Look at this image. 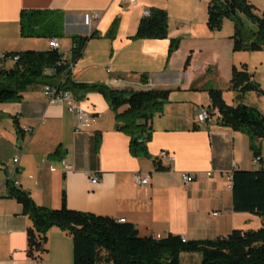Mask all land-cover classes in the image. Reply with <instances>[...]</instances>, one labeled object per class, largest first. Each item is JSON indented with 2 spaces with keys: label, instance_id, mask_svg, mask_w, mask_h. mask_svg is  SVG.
Listing matches in <instances>:
<instances>
[{
  "label": "crops",
  "instance_id": "1",
  "mask_svg": "<svg viewBox=\"0 0 264 264\" xmlns=\"http://www.w3.org/2000/svg\"><path fill=\"white\" fill-rule=\"evenodd\" d=\"M247 1L259 7L256 0ZM210 2L0 0V54L50 50V37L21 34V13L61 12L65 19L59 51L65 60L71 59L74 36L98 34L73 64L74 81L127 92L170 91L163 112L150 122L149 156L131 154L130 137L117 130L116 112L97 91L78 100L96 115L79 132H75L76 122L66 104L44 95L45 84L29 87L20 101L0 103V264L74 263L73 239L58 227L49 230L41 257H28L31 220L23 214L22 205L8 197L9 180L38 205L60 208L65 192L69 209L125 219L140 236L172 234L189 241L207 240L262 227V216L234 210L233 182L228 180L231 171L260 169L253 161L250 136L220 125L217 109L211 108V119L205 123L197 114L202 107L210 108V89L221 90L227 104H238L237 92L231 88L234 67L246 65L264 89V50L235 51V24L230 19L224 20L222 29L211 30ZM152 8L167 11L168 37L132 39L144 10ZM115 21V35L109 37ZM172 39H179L180 45L169 57ZM11 61L3 65L11 68ZM243 103L264 114V95L248 92ZM27 127L33 129L32 134L25 131ZM256 145L264 155V140ZM58 148L72 170L53 156ZM163 151L174 159L162 158ZM137 173L149 176V183L137 185ZM184 173L195 174L194 181L185 184ZM93 176L100 181L93 183ZM201 259L199 253L181 254V264H200Z\"/></svg>",
  "mask_w": 264,
  "mask_h": 264
},
{
  "label": "trees",
  "instance_id": "2",
  "mask_svg": "<svg viewBox=\"0 0 264 264\" xmlns=\"http://www.w3.org/2000/svg\"><path fill=\"white\" fill-rule=\"evenodd\" d=\"M208 13L211 30L222 29L225 19L234 22L235 51L264 50V14L257 15L247 0H211ZM64 19L61 12L23 10L21 34L25 37L60 38L63 36ZM168 20L166 10L152 8L149 15L143 16L136 34L131 38L165 39L168 37ZM116 27L117 21L107 34L109 37H114ZM97 35L74 36L70 61L53 48L48 51L6 53L8 59L0 60V103L20 101L23 92L37 84L54 85L71 92L77 100L88 92L97 91L116 112L117 130L130 137L131 154L149 156L148 143L152 138L150 122L156 114L163 112L170 91L127 92L105 84L74 81L70 65L83 56L87 42ZM179 45V39L171 40L169 57ZM14 55L19 56V60L11 68H6L3 63ZM49 70L54 73L49 75ZM63 78L64 81H61ZM231 88L237 92L238 104H227L221 90L210 89V109L218 110L220 125L247 133L254 155H262L256 144L264 140V114L243 103V99L251 91L264 95V89L253 80V74L248 72L246 65L242 69L233 68ZM121 108L125 109L120 111ZM138 135L141 140H134ZM99 143L100 135L96 137V146ZM53 156L64 159L61 148ZM259 168L233 172V205L236 212L253 213L264 219V165ZM8 188V197L15 198L22 205L23 214L31 220L27 231V255L31 259L41 257L46 250L49 230L58 227L73 239V264H181L182 253L201 254L200 264H264V223L257 230H235L226 237L207 240L184 241L181 236L172 234L161 238L140 236L132 223L69 209L65 192L60 208H48L38 205L27 191L18 188L12 180L8 181Z\"/></svg>",
  "mask_w": 264,
  "mask_h": 264
},
{
  "label": "built area",
  "instance_id": "3",
  "mask_svg": "<svg viewBox=\"0 0 264 264\" xmlns=\"http://www.w3.org/2000/svg\"><path fill=\"white\" fill-rule=\"evenodd\" d=\"M150 14V10L149 9H145L144 10V15H149ZM96 17H98V15L96 14ZM50 47L53 49H57L59 50L60 47V41L59 38L57 37H53L50 39L49 41ZM6 53L0 54V60H4L6 59ZM10 59H13V61H18L19 60V56L14 55L12 57H9ZM8 59V58H7ZM73 64L70 65V69L72 70ZM110 71V70H109ZM49 74L54 73V71L49 70L48 71ZM65 78H63L61 81H64ZM43 93L44 95L52 100H60L63 101L66 106L68 111L73 115L74 119H75V132H79L81 131L85 126H89L91 125L95 118L96 115L88 110H86L85 108H83L79 101L73 96V94L69 91H65V90H60L58 87H55L54 85H50V84H46L43 87ZM212 116V111L210 108L208 107H202L200 108V110L198 111L197 117L198 120L200 122H207L211 119ZM26 132H28L29 134L33 133V129L30 127H27L25 129ZM162 158H167L169 160H173L174 156L171 155L168 152H161L160 155ZM254 163L257 166H263L264 165V155H258V156H254ZM14 162L17 163L19 162V157H16L14 159ZM62 164L64 165L66 170H72L73 166L70 165L65 159L62 160ZM212 172H209L208 175L211 176ZM232 177H233V171H231L228 175V180L232 181ZM195 179V174L193 173H184L183 174V181L185 184H189L192 181H194ZM100 181V178L98 176H93L92 178V182L93 183H97ZM135 183L137 185H147L149 183V176L143 177L141 174H136L135 175ZM120 222H125V219H119ZM184 241H186L185 238H183Z\"/></svg>",
  "mask_w": 264,
  "mask_h": 264
},
{
  "label": "rangeland",
  "instance_id": "4",
  "mask_svg": "<svg viewBox=\"0 0 264 264\" xmlns=\"http://www.w3.org/2000/svg\"><path fill=\"white\" fill-rule=\"evenodd\" d=\"M258 3V6L259 7H255L254 8V12L257 14V15H263L264 14V0H256ZM9 61H11L10 59H9ZM9 63H15L14 61H11V62H9ZM227 96H229V95H227ZM201 255V254H200ZM202 260V259H201ZM200 263H201V261H200Z\"/></svg>",
  "mask_w": 264,
  "mask_h": 264
},
{
  "label": "water",
  "instance_id": "5",
  "mask_svg": "<svg viewBox=\"0 0 264 264\" xmlns=\"http://www.w3.org/2000/svg\"><path fill=\"white\" fill-rule=\"evenodd\" d=\"M134 140H136V141L141 140V136L138 135V136L134 137Z\"/></svg>",
  "mask_w": 264,
  "mask_h": 264
}]
</instances>
